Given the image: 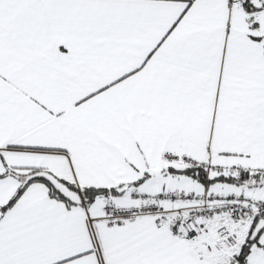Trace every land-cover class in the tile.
Segmentation results:
<instances>
[{
    "label": "snow or ice",
    "instance_id": "1",
    "mask_svg": "<svg viewBox=\"0 0 264 264\" xmlns=\"http://www.w3.org/2000/svg\"><path fill=\"white\" fill-rule=\"evenodd\" d=\"M0 264H264V0H0Z\"/></svg>",
    "mask_w": 264,
    "mask_h": 264
}]
</instances>
